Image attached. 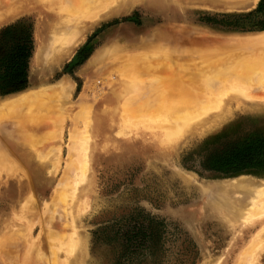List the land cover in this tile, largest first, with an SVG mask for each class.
Listing matches in <instances>:
<instances>
[{"label":"rangeland","instance_id":"374dc122","mask_svg":"<svg viewBox=\"0 0 264 264\" xmlns=\"http://www.w3.org/2000/svg\"><path fill=\"white\" fill-rule=\"evenodd\" d=\"M64 1L72 2V0H52L46 7L19 14L1 23L0 29L25 18L34 23L35 34L37 31H44L43 35H47L48 28L55 20L57 21L60 16L64 19L67 17L68 2ZM77 1L72 3L79 5L80 2ZM83 1L81 4L88 3V0L87 3L86 0ZM111 1L109 3H113ZM116 2V7L114 5L113 8L117 10L81 24L74 36H80L83 40L73 48L71 55L55 62V65L32 67L36 52L35 39V52L30 63L27 90H35L44 85L58 86L60 92L63 91L62 94L65 95L59 96V99L66 100L63 99L62 102L58 99V102L48 103L53 108L39 105L32 109L26 108L30 111L15 112V110L14 113L9 111L8 113L5 111L6 114L0 113V153L3 151L1 154L6 157L2 159L3 161L0 160L2 170L0 172V239L2 242L7 240L8 246L12 247L11 239L15 236L13 232L19 230L23 224L18 219L20 209L24 205L31 204V197L37 200L39 208L51 203L68 159V149L71 145L69 135H73L76 129L75 134L78 135L81 144L89 145L86 157L88 154L91 162L88 182L80 196L85 203L82 211L74 213V228L78 229L74 233L77 235L74 239L79 238L82 246L75 256L69 253V249L63 247L59 264H67V261L68 264H111L110 257L106 253L98 255L93 253V233L104 224L121 222L123 217L136 209L164 220L169 225L170 250L166 264H182L186 260L188 262L185 264H235L237 257L251 241L253 233L251 234L249 228L258 223L261 217L264 218V215L256 219L251 218L252 221L249 219L248 224L239 222L238 215L233 213L235 211L233 205L231 206L230 203H226L227 206L230 204L229 207L225 205V208L230 210L231 214H229L221 207L224 206L223 203L212 201L206 195V189L212 191L217 183L233 178L241 180L243 177H250L263 180L264 175L253 173L206 179L185 168V156L195 150L203 151L209 146H212L211 148L225 146L247 138L264 139V112L234 109L231 115H225V118H222L211 130L205 131L203 135L198 133L191 137L188 133L184 139L176 141L177 143L166 145L164 144L166 142L162 141L160 131L144 128V123L138 124L140 123L138 122L134 126L128 121L130 127L123 129L124 122L122 123L121 118L128 112L127 110L132 112V107L146 98L148 95L146 93L150 91L147 86L152 85L150 82L153 80L152 77L149 78V82L145 84L146 89L143 83L139 84L136 78V81L134 80L137 70L134 75L131 70L137 68L132 69L128 66L124 69L126 64L123 66L118 60L122 55H125L124 59L126 55L156 53L162 57L159 60L155 57L153 61L160 70L162 68L163 75L173 74L178 78L188 66L177 64L175 57H172L174 58L172 61L171 55L167 59V56L161 54L162 49L171 50L170 53L177 49L181 53L191 51L194 53L193 57L195 53L200 55L211 52L210 57L229 53L235 50L236 46L233 45L238 43V37L264 32V0H259L253 7L240 6L233 10L224 9L223 5L213 0H116ZM164 57L167 61H164ZM161 60L164 66L159 63ZM170 60L172 63L174 61L177 63L172 65L169 63ZM113 62L114 64H111ZM166 66H169L171 72H167ZM122 68L127 70L126 72L130 69L129 74L132 73V80L137 83L131 84L132 81L129 82L124 78L123 81L120 80L118 72H121ZM203 81L202 85L205 84ZM120 82L123 84H119ZM127 86L130 88L129 91L126 89ZM189 89L190 95L195 96L193 90L196 88L192 90V87H189L188 91ZM15 95L17 94L0 96V105L14 98ZM170 96L166 95V99L169 97L170 102L174 101ZM128 105H132L131 108ZM124 117L123 121L126 119ZM60 127L64 128L61 138ZM130 128L134 130L130 131ZM32 130L35 131L33 136ZM80 142L77 144L79 150ZM10 144H16L22 152H13L8 146ZM204 156L205 154L195 155L191 163L200 166ZM82 158V155L81 158L74 157L80 167L87 162V159L83 161ZM238 197L244 198L247 194L239 193L234 200H238ZM255 198L256 196L252 194L247 197V201L252 202ZM249 209L254 210L251 206L248 212ZM258 211H256L257 216H260L263 210L261 208L260 212ZM82 212L85 214L83 215ZM247 214L243 216L247 218ZM54 217V225L57 228L62 223L56 213ZM36 219L33 218L31 221H38ZM48 226L49 223L45 220L41 225H36L33 237L38 239L41 227L46 230ZM60 227L56 231H60ZM71 229L74 231L73 228ZM71 229H67L68 234L73 232ZM39 241L36 244L38 246L39 243L46 260L44 261L42 257V262H35V257L39 256L36 255L38 248H35V251H32L34 253L31 259H33L29 262L50 264V259L51 261L53 259L46 235L43 234ZM63 243L68 247L67 239ZM2 246L4 255L10 247L4 244ZM184 250H187V254ZM65 251L68 253L66 254ZM262 252L253 264H264V252ZM1 257L3 256H0V264H9L5 263L6 260L3 263L5 255L3 259ZM31 259L29 257L27 260L22 259L23 262L20 261L19 264H24V261L29 264L28 260Z\"/></svg>","mask_w":264,"mask_h":264},{"label":"bare ground","instance_id":"6f19581e","mask_svg":"<svg viewBox=\"0 0 264 264\" xmlns=\"http://www.w3.org/2000/svg\"><path fill=\"white\" fill-rule=\"evenodd\" d=\"M51 1L52 0H0V24L7 22L11 18H14L19 14L26 13L31 10H36L42 7H46L49 5ZM73 1L75 0H72V2ZM81 1L84 2L83 0ZM81 1L78 0L77 2H80L81 4L82 3ZM92 1L93 2H91V0H88L87 3L86 0L85 1L87 3L86 5L84 4L80 5L78 3L80 6L77 5L76 3H72V2L69 3L70 1L69 2L64 1L65 3L68 2L67 3L68 8L66 7L67 17H65L64 19L62 18V16H60L57 21L55 20L48 28L49 33H47V35H43L44 31L42 32L37 31L35 34L36 52L32 62V67L40 68L43 65L49 67L51 65H55L56 64L55 62H59L60 60H63L65 57L71 55L73 48L78 44H80L81 41L83 40V38L80 39V36L79 37L74 36V33L81 26V24L83 23L86 24L88 23L89 20L94 21L97 18H100L106 14L108 15L112 13L114 10H117L113 8L114 5L116 7V3H117L116 0L115 1L112 0L113 3H109L111 0H92ZM213 1H215V3L217 4L223 5L224 9L226 8L233 10L235 7L237 8L240 6L253 7L259 0H213ZM70 4L71 6H69ZM78 35L79 34H77V36ZM73 36L75 37V39L73 38ZM237 40L238 43L236 45H233L236 46L234 47L235 50H232L229 53L225 52L222 53L221 55L219 54L220 56L217 57H210L211 52L210 54H207L208 53L207 52L206 54L201 53L200 55L195 53L193 57L192 55L194 53H191V51H185V52L183 51L184 53H181L178 52L180 50L177 49V51L174 52L172 51L170 53L169 51L171 50L162 49L163 51H161V54L167 56V59L168 57H170V55L171 58L172 57L176 58V61L178 63L175 61L173 63H177V64L180 63L182 66L183 65L188 66V68L185 69L183 73L178 75V78L174 77L173 74L163 75V73L161 72L162 68L160 70L157 64L154 63L155 57L156 58L158 57V60L162 57V56L159 57L158 56L159 54L157 55L156 53H152V52H142L141 54H137V55L134 54V56L137 58H135L133 55L132 56L126 55V58L124 59L123 57L125 55L119 56L122 59L119 58V60L118 59L117 60L121 62L123 66L126 64L124 69H127L128 66L129 67L131 66L132 69L137 68L131 71L133 72L134 75V72L137 70L138 74L135 72L137 76L134 75L135 76L134 80L136 81L137 79V82H139V84L140 82L143 83L144 85L147 84L151 79L150 77H152L151 80H153L152 82H150L152 83V85L148 84L150 87L147 86L148 91L149 90L150 91L146 93L148 94L146 98L144 97L145 99L144 100L142 99L141 103H139L135 107H132L133 108L132 112H129V110L125 108V110H127L128 112H126V114L123 113L124 115L121 114V117L122 115L123 117L124 116L126 117L124 121H123V117L121 118L122 123L124 122L123 129L124 130L128 129V126L130 127L131 124L135 126L137 125L136 123L138 122H140L138 124L144 123L143 125L144 128H148V129L150 128L152 129V131L153 129L160 131L159 133L162 138V141L166 142L164 144L170 145L171 143L172 145V143L174 144L177 143L176 141H180L184 139L186 137V134L188 133L191 137L198 133H201L203 135L205 131L214 128L215 125H217V123L222 118H225V115L226 116L231 115L234 109H245V110L247 109V110H251V112L252 111L264 112V32L246 37H238ZM127 56L128 58H130L129 59L130 61L126 60L128 59ZM164 58H163L164 61H167L166 57ZM173 59L174 58H172V61ZM120 60H122L123 62ZM134 61H137V63ZM116 63L117 62H115V64ZM159 63L164 64L162 60ZM169 63L170 64L172 63L171 60ZM111 64H114V62ZM177 64H175V66ZM168 67L166 69H168ZM124 69L122 68L121 72H118L120 74L119 75L120 80L123 81L124 78L126 80H129V82L132 81L131 84L137 83L134 80H132L133 75H131L132 73L129 74V72H131L130 69L128 70V72H126L127 70L125 71ZM123 70L129 75L126 73L125 75ZM167 72H171V69L170 71L168 69ZM172 72L174 73V70ZM164 73H166V71ZM174 75H176V72L174 73ZM123 76H125L126 78ZM201 80L202 81L204 80L203 82L205 84L202 85ZM119 84H123V83L120 82ZM57 87L58 86L55 87L53 85H46V86L44 85V87H39L35 90L29 89L25 92L23 91L21 93H17V95H15L14 98L5 101L0 105V113L4 114L5 111L14 113L15 110H16L15 112L21 110L30 111L27 110L26 108L32 109L39 105L50 108L52 107V105H49L48 103H51L52 101L58 102L59 100L60 101L62 100L63 102L64 98L59 99V96L61 97V95H64L62 94L64 92L63 91L60 92L61 90H59ZM189 87H192V90L195 88L197 89V91L196 89L193 90L195 91L196 94V95L194 94L195 96H193V94L190 95L191 90L189 89L190 91H188ZM126 89L127 91H129L130 88L127 86ZM166 95L167 96L171 95L174 101H171L172 102L171 103L170 100H168L169 97H167L166 99ZM116 99L119 100V98ZM128 106H130L131 108L132 105H128ZM128 121L129 123H131L130 125L129 123H127ZM61 127H60V131L64 129V128L61 129ZM131 130L133 131L134 129L130 128V131ZM31 132H33L32 133L33 136L35 131L32 130ZM36 132L37 134H39L38 130ZM75 133H76V129L74 131V134ZM74 134L69 135L70 136L69 141H71V145L68 149V155H67L68 159L65 162L66 163L65 169L63 171L61 178L59 179L51 203H46V204L44 203L45 205L43 204L44 206L42 208H39L38 206L39 204L37 203V200H35L34 197L33 198L31 197V204L24 205L20 209V215L18 219L20 220V222L22 221L23 224L22 226H20L19 230L17 229V231L15 230V232H13L15 236L14 237L11 236L13 238L11 239L12 247L8 246L9 243H7V240L6 241L4 240V242H6L4 243L0 239V253H1L0 256H3L1 257V259H3L5 255V259H3V263L4 260H6L5 263L19 264L23 262V260H27L28 257L29 259H31L32 254L34 253L32 251L33 250L35 251V248H38L36 250L37 251L36 255L37 254L39 255L37 256L39 260L37 261V258L35 257L36 259L35 262H40L43 259L45 261L46 255H44V252L39 247L40 246L39 243L38 246L36 244V242H40L39 240L43 236V234L46 235L47 241L49 242L48 245H49V250L51 252L50 255L53 259L52 261L50 259V262L52 264H59L60 253L63 251L62 250L63 247H65L64 249L67 250L69 249V253H71V255L73 256L78 254V252L81 250L82 243L80 242V239L79 238H77V240L74 239L76 235L74 233L78 230V229L76 230V227L74 228L75 225L74 213L82 211L83 209L85 201L80 196L83 192L84 186L88 182V178L91 171V162H90V156L88 154L86 157V150L89 151L88 148L89 145L86 146L81 144L78 135L77 134L74 135ZM59 135H60L59 137L61 138V136L63 135V130L59 133ZM79 142H80V150L77 148V144ZM8 146L15 153L22 152V150H20V148L16 146V144L15 145L10 144ZM1 153H0V160H2L3 158L6 159V157ZM60 153H61V149H60ZM77 154H79V156H77ZM21 155H23V153H21ZM81 155L83 156L82 160L85 161L87 159V162L83 163L82 166L80 167L75 161L74 157L81 158ZM59 163H58V169L60 166ZM0 172H2L1 168H0ZM215 186L216 188L214 189L211 188L212 191L206 189L207 190L206 195L209 196L212 201L223 203L224 206L223 205L221 206V204L218 205L223 207L224 211L229 212V214H231L229 208H227L228 210L225 208L227 206L226 203H230L231 206L233 205L232 208L235 211L234 210L232 211H234L233 212L234 215L239 216V217L237 216L238 220L239 219L241 220L242 218V221L239 220V222H246V224H248L249 219L252 221L251 218L256 219L264 215V179L256 180L250 177H243V179L237 180L233 178L222 183H217ZM239 193H242L244 195L247 194L248 198L253 194L254 196H256V198L252 202H248L247 197L244 198L238 197V200H234L235 197H237V194ZM230 204H228L227 207H229ZM249 206H251L252 209L254 210L249 209L248 212ZM261 208L263 211H261L260 216H257L258 213H256V211L259 210L258 212H260ZM54 212L56 213V216L59 217V220L62 223V225H60L61 227L59 226L60 231H56L59 227L56 228L54 225L55 223ZM243 212L246 213L244 214ZM82 214L84 215L85 213L82 212ZM246 214L250 216L249 218L247 216L248 219L246 218V216H243ZM251 214L254 215L252 216ZM219 215H221V213ZM33 218H37L36 220L38 221L35 222L31 221ZM43 220H45V222H48L49 226L46 227L47 228L46 230L45 228L42 229L41 227L40 230L41 232L38 235V239H35L33 237V230L36 225L39 224L41 225ZM263 221L264 218L261 217L258 223H255L251 228H249V231L250 230L252 231L251 234L253 233L251 241L237 257L235 264H253L254 262H256L255 261L256 257L259 254H261L262 251L264 252V222ZM69 228L70 229L73 228L74 231L71 229L73 232L70 230L72 233L68 234L67 229ZM66 239L68 240V244H67L68 247L65 246L66 242L65 245H63L64 244L63 242ZM3 244L5 246L7 245L8 247H10L9 250L4 252V255H3L4 250L2 251ZM67 253L68 252H66V254ZM42 257L44 258L42 259ZM32 259L28 260L29 264H31L29 261H32ZM65 261H67V259ZM24 262H25L24 264H26L27 261ZM68 263L69 262L67 261V264Z\"/></svg>","mask_w":264,"mask_h":264},{"label":"trees","instance_id":"16d2710c","mask_svg":"<svg viewBox=\"0 0 264 264\" xmlns=\"http://www.w3.org/2000/svg\"><path fill=\"white\" fill-rule=\"evenodd\" d=\"M34 52L35 27L31 20L23 18L0 29V96L28 89ZM211 147L185 156V168L206 179L253 173L264 175V139L247 138ZM197 154H205L200 166L191 163ZM169 243V225L136 209L121 222L99 227L93 233L92 251L97 255L106 253L111 264H166ZM184 253L187 254V250Z\"/></svg>","mask_w":264,"mask_h":264}]
</instances>
